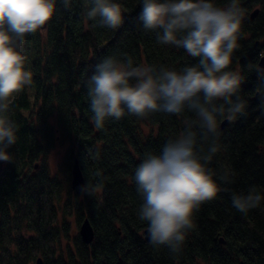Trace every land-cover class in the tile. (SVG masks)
Returning a JSON list of instances; mask_svg holds the SVG:
<instances>
[{
    "label": "trees",
    "instance_id": "16d2710c",
    "mask_svg": "<svg viewBox=\"0 0 264 264\" xmlns=\"http://www.w3.org/2000/svg\"><path fill=\"white\" fill-rule=\"evenodd\" d=\"M113 2L123 14L117 30L94 26L86 18L89 0H71L68 8L56 0L52 20L27 35L18 49L32 84L15 95L7 113L18 139L8 149L13 162L4 161L0 170V264H36L38 257L40 264H264V203L245 215L231 201L232 192H247L251 186L264 194V104L259 94L264 81L252 70L264 57V0H240L245 18L230 70L245 79L240 95L248 102L247 115L221 128L222 148L209 165L217 172L232 171L234 182L225 185L216 178L229 191L219 192L195 213L196 227L179 254L145 240L147 222L137 218L142 201L134 175L145 155L159 153L194 115H125L97 130L87 84L96 65L109 56L123 60L126 54L134 66L147 63L176 71L199 58L158 44L156 32L145 31L138 20L142 0ZM214 2L225 7L230 0ZM255 7L258 11L250 18ZM57 143L65 146L59 162L62 177L45 160ZM75 159L84 184L102 183L97 197H82L80 188L70 186ZM97 170L102 178L94 175ZM71 214L76 225L89 220L94 233L90 243L79 234L71 244L62 242Z\"/></svg>",
    "mask_w": 264,
    "mask_h": 264
},
{
    "label": "clouds",
    "instance_id": "9594fccd",
    "mask_svg": "<svg viewBox=\"0 0 264 264\" xmlns=\"http://www.w3.org/2000/svg\"><path fill=\"white\" fill-rule=\"evenodd\" d=\"M65 8L71 0H62ZM56 12V0H0V161L13 162L8 151L17 143V127L8 118L15 95L32 84L25 56L18 50L27 35L42 30ZM94 26L119 29L122 8L113 0H89L85 11ZM245 10L240 0L225 7L214 0H142L138 20L145 31L156 32V42L183 49L198 63L182 71L150 64L134 66L130 56L106 57L98 63L87 84L91 122L104 130L107 120L125 115L147 118L163 112L177 117L185 111L184 128L161 146L147 153L137 166L134 181L141 199L137 218L147 222L148 240L155 248L182 251L187 235L195 229L194 215L214 200L222 184L234 182L228 169L217 172L209 165L221 151V122L232 124L247 115L248 102L240 95L243 76L230 70L238 48ZM264 81V70L252 67ZM261 86H264L262 83ZM264 104V92L259 93ZM94 175L102 178L97 170ZM103 185L87 181L81 196L97 197ZM232 207L242 214L260 208L264 194L256 186L231 193Z\"/></svg>",
    "mask_w": 264,
    "mask_h": 264
},
{
    "label": "water",
    "instance_id": "95a60500",
    "mask_svg": "<svg viewBox=\"0 0 264 264\" xmlns=\"http://www.w3.org/2000/svg\"><path fill=\"white\" fill-rule=\"evenodd\" d=\"M258 11V8L253 9L250 13L249 16L250 18H252ZM258 66L261 67L262 70H264V57L262 56L258 62ZM229 123L227 121H222L221 122V128H224L228 125ZM3 163L4 161H0V170L3 167ZM84 184V179H83V175L81 172V169L79 168L78 162L75 159L71 165V170H70V186L72 188H80L82 185ZM78 234L80 239L84 242V243H90L93 239V229L91 227V224L89 222V220L85 217L83 218L79 225H78ZM143 234H144V238L146 241L148 240V232H147V228H145L143 230ZM220 241H222L220 239ZM41 263V258H37L36 259V264H40Z\"/></svg>",
    "mask_w": 264,
    "mask_h": 264
},
{
    "label": "rangeland",
    "instance_id": "374dc122",
    "mask_svg": "<svg viewBox=\"0 0 264 264\" xmlns=\"http://www.w3.org/2000/svg\"><path fill=\"white\" fill-rule=\"evenodd\" d=\"M64 148H65L64 145H61L58 143L55 144L54 147L46 154V159H45L46 164L48 168L51 170V172L58 173L59 177H62V171L59 168V162L62 158ZM38 162H41V161L39 160ZM67 221H68L70 229L68 232V237H63L62 242L63 243L69 242L71 244L74 238V235L78 234V225H76L73 214L67 216Z\"/></svg>",
    "mask_w": 264,
    "mask_h": 264
},
{
    "label": "flooded vegetation",
    "instance_id": "af4514ba",
    "mask_svg": "<svg viewBox=\"0 0 264 264\" xmlns=\"http://www.w3.org/2000/svg\"><path fill=\"white\" fill-rule=\"evenodd\" d=\"M257 8H258V7H257ZM253 17H254V16H253ZM253 17H252V18H253Z\"/></svg>",
    "mask_w": 264,
    "mask_h": 264
}]
</instances>
